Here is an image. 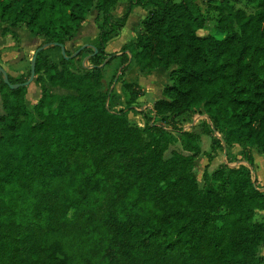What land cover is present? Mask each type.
<instances>
[{"label": "trees", "instance_id": "trees-1", "mask_svg": "<svg viewBox=\"0 0 264 264\" xmlns=\"http://www.w3.org/2000/svg\"><path fill=\"white\" fill-rule=\"evenodd\" d=\"M119 3L124 12L115 18ZM204 4L203 12L195 0H0L2 35L23 26L42 45H65L92 12L97 30L94 45L77 49L73 59L61 56L54 64L44 51L36 55L41 96L33 113L25 88L10 90L0 75V264H32L21 253L26 242L14 243L23 236L6 229L11 220L5 223L1 206L24 208L14 224L22 232L42 194L68 210L107 201L98 232L105 264L148 259L152 247L166 256L203 254L206 264H264V220H255L264 214V186L254 176L251 155L264 154V0ZM135 8L146 13L135 40L107 54ZM115 60L120 71L100 95V66ZM132 64L142 76L168 72L161 98L140 112L142 128L128 120L142 97L138 85L123 77ZM28 77L29 71L25 79L8 81L23 84ZM114 82L128 94L117 112L110 108ZM196 115L206 118L185 128ZM203 137L210 140L204 152ZM233 147L240 149L239 159L229 167ZM224 150L227 164L208 171ZM200 157L208 162L201 188L194 169ZM49 235L41 247L44 264H70L63 243Z\"/></svg>", "mask_w": 264, "mask_h": 264}, {"label": "rangeland", "instance_id": "rangeland-1", "mask_svg": "<svg viewBox=\"0 0 264 264\" xmlns=\"http://www.w3.org/2000/svg\"><path fill=\"white\" fill-rule=\"evenodd\" d=\"M199 5L200 9L204 12L205 0H195ZM125 5L124 3H119L116 5L112 15L115 18H119L123 15ZM144 11L137 8L127 19L126 26L123 30L117 34V39L111 41L110 47L114 45L113 50L115 52H110L105 50L107 54L118 53L120 47L124 44H128L131 41H134L139 29V21L143 16ZM96 12H92L86 19L84 28L82 31L79 30L73 39L67 41V49L65 48L68 54H73L77 49L83 45H94L95 40L93 39L94 35L97 34L96 25H95ZM98 23H101V19L98 20ZM213 22L211 19L208 22V28L211 29ZM12 35L6 34L1 35L0 32V54L2 56L0 61L1 68L5 71L4 66H10V72L16 79H25L27 73L30 69V60L32 58L35 50L43 44V39L35 38L33 35L28 33L23 26L11 29ZM209 32V31H208ZM211 33V31H210ZM112 40V39H111ZM116 45L120 47L116 48ZM65 46V45H64ZM44 55L47 59L54 64H58L61 60V55L58 49H48L44 51ZM131 64V62H130ZM264 64V63H262ZM104 81L102 88L97 93L104 95L106 89L108 88L109 82L112 79V76L115 72L119 70V61L115 60L110 65L102 67ZM6 73V71H5ZM167 71L163 69L156 70L150 74V76H139L135 66L132 64L128 66V71L125 74L124 80L128 83H134L139 80L140 89L142 90L143 96L135 102V113L130 114L129 121L131 124L138 126L139 128L143 127V119L140 118V112L151 108L153 100L159 98L161 94L162 87L165 85L166 80L165 76ZM7 74V73H6ZM119 75V72L117 73ZM38 75H36L33 81L28 85L25 90V105L27 109L33 113L34 107L40 99L41 96V83L37 80ZM121 78V77H120ZM44 86H47L45 81H43ZM110 91L116 93L117 97L111 96L110 98V108L113 112L125 109L128 102V94L122 93L121 87L119 84L114 82L111 86ZM51 94L57 97H61L66 92L60 90H51ZM145 106V107H144ZM1 102H0V116L2 115ZM206 116L196 115L191 124L185 125V128H189L190 125L196 124L204 120ZM36 120V117H35ZM210 140L207 137L202 138L201 148L203 151L209 150ZM173 148L179 149V146H174ZM171 148V149H173ZM239 148H234V152ZM169 153V152H168ZM168 153L165 154V158L168 157ZM239 155V154H238ZM223 153H218L216 159L212 161L208 166V171H213L218 168L220 165H225L226 159ZM256 169L257 175L263 177L264 169V157L260 158V155H256ZM235 159V158H234ZM232 157L228 158L230 164L229 167H234L238 163H235ZM208 165V162L205 158L199 160L195 163V172H196V182L199 188L202 187V173L205 167ZM257 179V178H256ZM2 202H0V205ZM62 203L56 200L55 202L52 198L41 195L39 197V202L36 205V216L34 220H27L23 224L26 225L22 229V232L17 230L16 223L17 218L25 212L24 208L15 206L12 203H6L1 206L6 207L5 214V223L10 221L5 225L6 229L10 232H14L16 238L22 237L18 241H14L15 244H20L23 241L29 242L32 245V251L36 252V255H32L31 250L24 249L22 246L21 253L26 254L29 257V260L32 264H44V256L42 251V246L46 241L49 240L50 233L54 232L56 240H60L63 244V250L67 254L70 260V264H105L101 258V254L98 252V248L103 244L104 238L99 237V225L101 224V217L107 211L105 207L107 201L103 202V206L94 208L91 203L85 205H79L78 210H68L66 207L61 206ZM63 204L69 205L68 202ZM108 209V208H107ZM61 210V211H60ZM65 214V216H61ZM264 214L258 213L255 220L262 221ZM62 221V222H60ZM17 224V223H16ZM37 228V229H34ZM39 229V230H38ZM25 235H28L26 237ZM49 235V236H48ZM94 237H97L98 241L94 240ZM19 246V245H18ZM150 249V247H149ZM150 255L148 259L141 258L133 261V264H206L205 257L203 254L198 255L197 257L187 254L185 251L182 253V256L176 253H170L168 256L163 255L161 251L157 248L152 247L150 249ZM261 256L264 257V249L261 250Z\"/></svg>", "mask_w": 264, "mask_h": 264}, {"label": "water", "instance_id": "water-1", "mask_svg": "<svg viewBox=\"0 0 264 264\" xmlns=\"http://www.w3.org/2000/svg\"><path fill=\"white\" fill-rule=\"evenodd\" d=\"M89 45H83L82 47H80L79 50L88 47ZM57 47L60 51V54L62 56L63 59L65 60H69V59H73L77 56L78 51L74 52L72 55H70L69 57L66 56V50H65V46L64 45H58V44H44L39 46L35 52L32 55V58L30 60V69H29V77L27 79V81H25L23 84H17V85H11L8 81V75L5 73V71L1 68L0 66V75H1V79L2 82L10 89V90H16L18 88H26L28 85H30V83L33 81L34 77H35V61H36V55L40 52L46 51L50 48H55ZM94 53H96L94 51ZM88 58H85L82 62V65L85 67V63L87 62ZM105 65V62L100 66L101 68Z\"/></svg>", "mask_w": 264, "mask_h": 264}, {"label": "crops", "instance_id": "crops-1", "mask_svg": "<svg viewBox=\"0 0 264 264\" xmlns=\"http://www.w3.org/2000/svg\"><path fill=\"white\" fill-rule=\"evenodd\" d=\"M135 9H137V8H135ZM135 9H133V11L135 10ZM132 11V12H133ZM143 11V10H142ZM132 12H131V14H132ZM130 14V15H131ZM129 15V16H130ZM146 16V13L144 12L143 13V16H142V18H141V20L144 18ZM129 18V17H128ZM128 21V20H127ZM140 22V21H139ZM86 22H84L83 24H82V26L80 27V31H81V28H82V31H83V26H84V24H85ZM127 23V22H126ZM126 26V25H125ZM123 30V29H122ZM121 30V31H122ZM120 31V32H121ZM119 32V33H120ZM2 35V34H1ZM96 36H97V34H95L94 35V37H93V39L95 40V38H96ZM118 36H119V34H118ZM118 36H116L115 38H113L114 40L115 39H117V37ZM111 40V41H114V40ZM111 41L109 42V43H111ZM107 44V46H106V49L105 50H108V51H110V52H115L114 50H113V48L112 47H114V45L112 46V47H110V44ZM127 44V43H126ZM126 44H124V45H126ZM124 45H122L121 47L119 46V45H116V48L117 47H120V49L124 46ZM65 48L67 49V42L65 43ZM106 52V51H105ZM1 58H2V56H1V54H0V61H1ZM10 67V66H9ZM9 67L8 66H4V69H5V71H6V73H7V75L9 76V77H11V78H15L14 77V75H12V73L10 72V69H9ZM139 76H141L142 77V75H140V74H138ZM148 76H150V75H148ZM165 80H166V83H165V85L162 87V90H163V88L168 84V73H167V75L165 76ZM127 82V81H126ZM139 83V80L138 81H136V82H134L133 84H137L138 85V87H140V85L138 84ZM141 90V89H140ZM162 90H161V93H162ZM142 91V90H141ZM142 96H143V93H142ZM141 98V97H140ZM139 98V99H140ZM161 98V94H160V96H159V98H156V99H154L153 101L155 102V101H157V100H159ZM154 102H152V104L154 103ZM151 104V105H152ZM145 107V106H144ZM135 110H136V108H135ZM131 115L133 114V113H130ZM130 114L128 115V120H129V116H130ZM140 118H141V116H139ZM201 144H202V139H201ZM234 148H238V147H233L232 149H230V158L232 157L233 159L235 158V159H239V152H240V149H237L236 150V152H234L233 150H234ZM203 151V150H202ZM204 152V151H203ZM223 153V155H225L224 157H225V159H226V152H225V150L222 152ZM251 155H252V158H253V162H254V176L257 178V182H258V184L260 185V186H264V169H263V177H262V175L261 176H259V175H257V173H256V169L258 170V167H257V165H256V155H258L255 151H252L251 152ZM263 158L264 157V154L263 155H260V158ZM202 158H204V157H200L197 161H196V163L197 162H199V160H201ZM216 159V158H215ZM207 161V160H206ZM214 161V160H213ZM263 165H264V163H263ZM260 254H261V252H260ZM264 258V257H263Z\"/></svg>", "mask_w": 264, "mask_h": 264}]
</instances>
